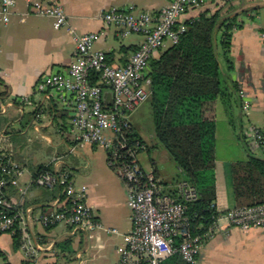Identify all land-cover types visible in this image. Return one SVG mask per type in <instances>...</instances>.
Wrapping results in <instances>:
<instances>
[{"label":"crops","instance_id":"1","mask_svg":"<svg viewBox=\"0 0 264 264\" xmlns=\"http://www.w3.org/2000/svg\"><path fill=\"white\" fill-rule=\"evenodd\" d=\"M52 1L63 6L68 18V25L61 29L55 28L54 19L30 13L28 0H16L10 21L6 24L0 21V92H6L3 100L7 102L16 97H30L32 102L23 107L8 108L5 114L0 115L3 124L0 138H9L14 133L25 136L26 128L37 122V110L42 109L44 116L39 123L44 132L40 133L41 139L61 151L33 165L53 168L52 157L60 156L62 168L72 173L77 185L75 170L82 169L85 181L78 186L87 187L88 204L105 227L117 229L119 233L76 230L65 224L44 228L38 222V217L57 208V202L62 198L61 190L30 185L31 178L37 172L19 157L16 149L12 154H5L4 142L3 155L15 159L25 168L19 187L9 186L7 197L33 209L27 231L44 245L39 264H117L120 260L118 249L124 243V235L132 230L125 185L109 166L107 156L106 161H99L100 170H94L95 158H99L94 149L99 147L76 145L68 113L59 104L38 93L36 84L44 75L66 70L75 53L74 37L89 32L104 31L105 35L95 44V48L108 52L113 64H125L142 37H119L115 27L106 26L103 22L104 12L111 7L126 9L132 5L140 10L156 12L172 0ZM201 8H207L212 13L224 8L227 15H239L240 26L234 30L232 39L231 55L235 70L231 76L244 94L239 92L233 97L230 111L222 101L217 104L216 207L218 212L224 213L237 207L230 176L231 164L248 160L253 155L264 159V146H258L254 137V129L264 133V0H209L205 6L192 10L187 16H198ZM115 40L124 43L118 47ZM29 108L31 111H27ZM135 110L130 113V123L144 139L137 129V117L133 116ZM27 114L30 121L25 125L23 119ZM47 148L49 154L51 149ZM71 148L76 151L71 152ZM66 154L74 156L72 163L67 161ZM172 160L169 170L159 168L156 161L151 169L168 193L174 192L177 182L183 179ZM171 177H174L172 183ZM23 190H26V194L22 196ZM225 225L223 220L217 222L214 232L200 250L197 264H264V230L246 231L237 227L225 228ZM24 263L23 252L15 246L14 237L1 234L0 264Z\"/></svg>","mask_w":264,"mask_h":264},{"label":"built area","instance_id":"2","mask_svg":"<svg viewBox=\"0 0 264 264\" xmlns=\"http://www.w3.org/2000/svg\"><path fill=\"white\" fill-rule=\"evenodd\" d=\"M209 0H172L156 12L140 10L134 5L107 9L102 20L117 29L118 36L140 35L142 41L123 65L113 64L109 53L96 49L95 44L104 31L76 35L73 61L66 70L42 76L36 84L38 93L59 104L68 113L74 141L79 147L94 145L106 151L109 166L123 181L131 210L132 230L124 235L119 247L117 264H161L179 254L186 264H197L200 250L217 226L225 228L264 230V204L241 206L220 214L203 235H193L187 202L197 199L194 186L185 179L177 182L174 192H166L153 170L146 171L139 154L145 146L132 142L127 136L131 128L130 113L151 97L150 61L164 50L177 45L184 34L192 10L205 6ZM29 12L54 19L56 29L68 25L63 6L52 0H28ZM16 0H0V21L8 23L14 13ZM2 72L0 71V75ZM241 95L244 93L240 91ZM30 97H16L5 102L0 97V115L8 108L31 104ZM43 110L35 115L34 130L40 133ZM255 142L264 146V133L254 129ZM70 150V149H69ZM76 151L71 148V152ZM60 156H53V168L34 175L30 185L44 189L59 188L62 198L57 208L41 214L38 222L44 228L65 224L76 230L119 233L105 227L87 202V187L78 186L72 173L63 169ZM24 166L15 159L0 156V235L13 237L20 233L19 247L24 264H39L44 245L27 231L32 208L7 197L9 186L19 187ZM22 196L26 190L21 191ZM23 226V228H21Z\"/></svg>","mask_w":264,"mask_h":264},{"label":"trees","instance_id":"3","mask_svg":"<svg viewBox=\"0 0 264 264\" xmlns=\"http://www.w3.org/2000/svg\"><path fill=\"white\" fill-rule=\"evenodd\" d=\"M223 10L201 12L187 22L188 29L177 45L150 61L154 135L198 194L196 200L186 203L193 235L205 234L222 214L216 207L217 104L222 101L230 111L233 97L240 92L231 76L235 70L232 39L240 26L239 15H227ZM4 95L5 91L0 92V97ZM2 127L0 122V130ZM127 136L145 146L140 152L151 150L132 126ZM18 137L14 133L0 138V156L4 142L5 154L15 152V143L23 141ZM30 167L37 173L50 168ZM230 176L237 207L264 204L263 158L253 155L232 163ZM19 239L17 233L15 246L19 247ZM180 262L186 264L175 254L161 264Z\"/></svg>","mask_w":264,"mask_h":264},{"label":"rangeland","instance_id":"4","mask_svg":"<svg viewBox=\"0 0 264 264\" xmlns=\"http://www.w3.org/2000/svg\"><path fill=\"white\" fill-rule=\"evenodd\" d=\"M202 12L207 11L208 9L201 8ZM210 11V10H209ZM127 39V37H126ZM121 40H115L114 43L116 46L120 47L122 45ZM27 109V111H29ZM31 111V110H30ZM133 116L137 117V129L140 132V134L144 137L145 142L147 143L148 147L151 149L150 151H142L139 154V160L141 163V166L146 170L150 171L152 169L153 162L156 161L158 163V167L162 169L169 170L170 168V159L172 160L169 153L158 143L155 135H154V123H153V117H152V110H151V104L150 99H148L146 102L141 104L137 107L135 110ZM23 119L24 124L26 125V122L30 121V116L27 114ZM37 124V123H36ZM18 128V127H17ZM26 135L23 136L21 134H17L19 139L23 140L20 142V145L15 143L16 152L22 159H25L26 163H29V165H33L34 162H40L44 161L45 159H50L53 153L61 151L59 148H55L54 146L47 145V142L43 141L41 138L42 132H44L42 129L40 130V133L34 132V126L26 128ZM16 138V137H15ZM157 145V146H156ZM51 149V151L48 152V148ZM95 153L99 155V158H95L94 161V170H100L98 163L101 159H105L107 153L102 148L94 149ZM46 152V153H45ZM42 154H47L46 156H43ZM51 154V155H50ZM50 155L48 158L47 156ZM66 159L68 162L72 163L74 156L70 154H66ZM42 159V160H41ZM173 161V160H172ZM174 163V161H173ZM29 173V171L27 172ZM83 170H75V176H76V182L79 184H82L85 181V177H83ZM170 182H174V177H171Z\"/></svg>","mask_w":264,"mask_h":264}]
</instances>
